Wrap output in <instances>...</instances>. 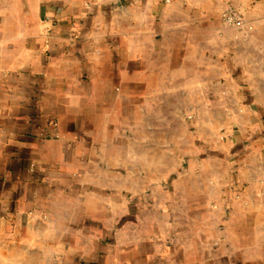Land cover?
Segmentation results:
<instances>
[{
	"label": "crops",
	"instance_id": "0c3cea01",
	"mask_svg": "<svg viewBox=\"0 0 264 264\" xmlns=\"http://www.w3.org/2000/svg\"><path fill=\"white\" fill-rule=\"evenodd\" d=\"M113 1L0 0V264H264V0Z\"/></svg>",
	"mask_w": 264,
	"mask_h": 264
},
{
	"label": "rangeland",
	"instance_id": "374dc122",
	"mask_svg": "<svg viewBox=\"0 0 264 264\" xmlns=\"http://www.w3.org/2000/svg\"><path fill=\"white\" fill-rule=\"evenodd\" d=\"M229 8H233V9L239 11L243 15V17L245 19L244 25H242V26L231 25V24H228L224 21L223 15ZM220 23L224 28L231 29L234 31L235 30L239 31V30H242L244 28H249V29L252 28V25L249 24V22L246 19V7H237L236 5L227 6L221 10V12H220ZM246 96H247L246 94H243V95L241 94L240 97H238V99L235 101V103L232 104L235 108L228 109L227 111H225V115H224V111L222 110L223 113L221 115V118L223 116H225L228 119H233L235 117H238V118L245 117L246 118L247 116H251L256 121H263L264 120V111L263 112L258 111L255 108H253L250 101L248 103L245 100ZM217 98L222 99V100H224V99L227 100L230 98V93H228L226 91L221 92V94ZM212 112L216 113V119H217V114H218L217 111H212ZM187 130L189 132V127L187 128ZM190 131L192 133L198 132L199 127H197L196 125L192 126L190 128ZM224 132H225V130L221 127V131L219 130V133L223 134ZM259 133L257 131H254V133L251 134L250 138L254 139L253 137H255L257 135L264 134V130H263V132L261 131ZM212 149H217V142H212ZM263 152H264V143H263ZM214 154L215 153L212 152L209 156H212ZM238 159H241V155L238 156ZM115 160L116 161L122 160V158L119 157V158H116ZM181 161H182L181 169H185V167L188 165V159L184 158ZM129 166L131 168L138 169L141 166V164L138 162V158L135 157L134 161H132V164H130ZM0 216L4 217L7 221H9L13 224V222H14V209L9 208L5 212H0ZM47 220H48L47 215L44 214L41 210H36L35 208L30 209L29 212L26 213L24 218H23V221H25V223L29 224V225H33L36 221H37V223L44 225L45 223H47ZM59 243H60V238H58V237H54V238H51L49 241H46V244L50 245V247H52V249H54L56 252H58V249L60 248Z\"/></svg>",
	"mask_w": 264,
	"mask_h": 264
},
{
	"label": "built area",
	"instance_id": "2783aa9c",
	"mask_svg": "<svg viewBox=\"0 0 264 264\" xmlns=\"http://www.w3.org/2000/svg\"><path fill=\"white\" fill-rule=\"evenodd\" d=\"M223 19L226 23L231 24V25H237V26H242L244 25V17L243 15L233 9V8H229L223 15Z\"/></svg>",
	"mask_w": 264,
	"mask_h": 264
},
{
	"label": "water",
	"instance_id": "95a60500",
	"mask_svg": "<svg viewBox=\"0 0 264 264\" xmlns=\"http://www.w3.org/2000/svg\"><path fill=\"white\" fill-rule=\"evenodd\" d=\"M99 10H103L108 13H119V14H124L126 11V8L123 7L122 3L120 0H114L111 3L106 4L105 6H101L98 8ZM96 12L95 7L93 8V13Z\"/></svg>",
	"mask_w": 264,
	"mask_h": 264
}]
</instances>
